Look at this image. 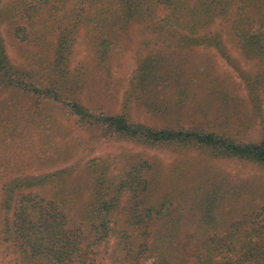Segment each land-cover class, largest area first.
<instances>
[{"label": "trees", "instance_id": "trees-1", "mask_svg": "<svg viewBox=\"0 0 264 264\" xmlns=\"http://www.w3.org/2000/svg\"><path fill=\"white\" fill-rule=\"evenodd\" d=\"M79 36L94 64L76 74ZM8 44L25 64L10 58ZM134 45L142 54L121 111L84 104L89 75L116 79ZM212 50L241 72L264 124V0H0V264H264V188L229 198L226 180L211 173L194 193L173 196L157 190L182 176L163 173L156 157L69 163L125 142L264 167V139L238 143L130 118L135 96L161 117L202 102L190 57ZM233 55L257 73L245 75ZM60 118L67 124L59 128ZM232 200L245 201L242 214L222 226Z\"/></svg>", "mask_w": 264, "mask_h": 264}, {"label": "rangeland", "instance_id": "rangeland-1", "mask_svg": "<svg viewBox=\"0 0 264 264\" xmlns=\"http://www.w3.org/2000/svg\"><path fill=\"white\" fill-rule=\"evenodd\" d=\"M8 1L3 0L4 3ZM133 47L134 51L127 53L122 66L113 70V77L116 79H108L105 74H102L103 81L95 80L92 75H89L88 84L79 93V96L85 102L84 104L91 107H103L114 112L121 111L125 105L124 102L127 100L126 93L129 91V81L142 54V52H139L137 45ZM20 52L16 45L8 44L10 58L19 64H25L27 58ZM190 58L194 64L193 70L196 73L198 72L196 78H198L197 80L201 86L200 92L202 95L200 98L202 102H189L181 112H175L172 116L161 117L143 107L139 101L144 100L142 97L135 96L132 99L134 103L131 105V120L154 128H197L218 132L230 136L238 143H259L262 141L264 139V124L259 122V118L255 116L256 114L254 115L251 105L248 103L246 85L241 72L229 61L216 54L214 50L206 54L205 52L195 53ZM233 58L239 65L240 70L246 73L245 75L254 76L257 73L255 65L251 66L240 56L233 55ZM93 64L90 53L83 44L82 36H79L72 56V70L78 74L83 68H92ZM108 82H112V84ZM214 92L216 94L212 95L211 93ZM252 114L255 117L249 123ZM60 122L58 121L59 128L61 125L67 124L62 118H60ZM124 153H140L146 158L156 157L161 162L163 173L182 176L174 179L175 182L170 183L167 187H160L157 190L159 194L170 193L173 196H179L183 190L194 193L193 184L198 183V180H202V175L208 176L211 173H215L211 179L226 180V183L221 185L220 189L229 198L238 196L241 193H243L244 198H247V193L263 192L264 167L234 160H217L200 150L169 149L159 151L143 148L133 143L115 142L95 153L83 155L69 163L74 164L79 159L86 161L93 157H102L116 165L120 159L119 157ZM183 167L188 170L181 171ZM79 178L83 180L82 174ZM236 191L239 193H236ZM187 200H191L190 195ZM176 203L178 202L176 201ZM244 204V200L240 202L236 200L226 201L223 207L224 211L221 213L223 214V218L220 219L221 225L224 226L227 225L226 222L236 220L242 214ZM186 206L189 207L188 201ZM233 207L238 212L231 210ZM189 220L187 221V227H193V223H190Z\"/></svg>", "mask_w": 264, "mask_h": 264}]
</instances>
